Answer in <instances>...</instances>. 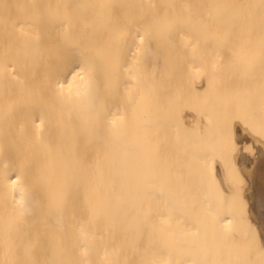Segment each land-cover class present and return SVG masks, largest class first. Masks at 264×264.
<instances>
[{"label":"bare ground","instance_id":"6f19581e","mask_svg":"<svg viewBox=\"0 0 264 264\" xmlns=\"http://www.w3.org/2000/svg\"><path fill=\"white\" fill-rule=\"evenodd\" d=\"M0 36V264H252L264 0H0Z\"/></svg>","mask_w":264,"mask_h":264},{"label":"rangeland","instance_id":"374dc122","mask_svg":"<svg viewBox=\"0 0 264 264\" xmlns=\"http://www.w3.org/2000/svg\"><path fill=\"white\" fill-rule=\"evenodd\" d=\"M238 0H231V2L234 4L235 2H237ZM240 1V0H239ZM233 28H230V31H231V34H232V31L234 30H232ZM0 38H1V36H0ZM2 40L0 39V42H1ZM0 44H2V43H0ZM0 47H1V45H0ZM228 56V59H226V60H229V58L231 57V56H233V55H227ZM226 56V57H227ZM230 56V57H229ZM233 59V57L232 58H230V60H232ZM237 61V60H236ZM239 61V60H238ZM235 63H237V65H238V62H235ZM230 73H238V71H231ZM0 80H1V76H0ZM0 85H1V82H0ZM3 101H4V98H3V92H2V85H1V91H0V117L2 116V113H3V106H2V103H3ZM2 106V107H1ZM7 123H8V121H6ZM3 124H4V121H0V153H2L3 152V147H5L4 146V144H3V134H4V127H3ZM247 141H250V140H247ZM249 144H251L250 146H248V144H247V146L248 147H251L252 148V150H251V148L250 149H248V151L247 150H245V153L242 155V149H241V147H239V144L237 145V147H238V151H237V149L234 151V153H233V156L232 157H227V155H223V157H225L226 158V161H228L229 163H231L233 160H236V161H242V156H243V159H244V161H245V165H244V167H242V165H240L239 166V168H241V170L244 172V175H243V180H242V178H238V176L237 175H235V177H236V181H234V180H231L230 181V184H229V188H230V191H232L233 192V194L235 193V191H234V186H235V184L236 185H238L239 187H240V189L237 191V193H238V195L236 196V198H235V200L237 199V202L238 203H236V206H235V204H233V208H235L236 209V211L240 214V211H243V217L241 218V219H239V221H238V226H240L241 227V229H243V231H244V236H243V234L241 235V236H243V240H241L240 238H239V240L236 242V243H234V245H233V243L231 244V243H228L234 250H233V252L236 250V249H238V248H243V245H245L246 247H247V249L249 250V252L248 253H250V255H254V257H256V258H254L253 257V259L254 260H251V262H252V264H264V231L259 227L260 226V224H261V221L259 220V217L255 214V212H254V210H255V203H254V201H255V199L253 200V194H254V191H253V188L255 187V185H257V184H260V185H263L264 186V150L262 151L261 149L260 150H258V146H261L262 144H257L258 142H256L255 140H251L250 142H248ZM246 145L244 146L245 148L247 147ZM252 146H255V148L254 147H252ZM247 147V148H248ZM244 148V149H245ZM254 148V149H253ZM243 149V150H244ZM225 161V162H226ZM226 164V163H225ZM235 171V170H234ZM227 172V171H226ZM231 172V171H230ZM232 173V172H231ZM234 173V172H233ZM233 175V174H232ZM230 176V175H229ZM232 177V176H231ZM231 179H233V177L231 178ZM241 184H243V187H244V198L243 199H241V201H239V195H240V193L242 192V185ZM235 195V194H234ZM237 224V223H236ZM235 224V225H236ZM224 230V229H223ZM225 230H226V228H225ZM224 230V231H225ZM212 231V232H211ZM211 231H210V233L209 234H212V238H214V241L216 242V241H218V239L219 238H217L218 236L220 237L221 235H219V233L222 231H220L218 228L216 229V226H214L213 227V229H211ZM219 231V232H218ZM239 231V230H238ZM228 232H230V231H228ZM228 232H225V233H227L226 235V237H225V239L227 240L228 239V241L227 242H229V240L232 238L231 237V235H229L228 234ZM208 233H207V235H209ZM217 234H218V236H217ZM222 235H224V234H222ZM225 236V235H224ZM240 236V235H239ZM239 236H237V239H238V237ZM240 236V237H241ZM210 237V236H209ZM229 237V238H228ZM200 238V237H199ZM221 238H223V236L222 237H220V239ZM235 239H236V237H235ZM234 239V240H235ZM224 240V239H223ZM222 240V241H223ZM234 240H233V242H234ZM220 241V240H219ZM218 241V242H219ZM225 241V240H224ZM218 242H216L217 244H216V250H219V251H215L214 250V255H217V256H214V255H212L211 257H217V262H218V258H221V259H223L222 257H224V252H226L225 251V249H223L222 247H221V245L220 244H222V242L220 241V243H218ZM231 242V241H230ZM244 242H246L245 244H243ZM213 244V243H212ZM219 244V245H218ZM227 244V243H226ZM214 246V245H213ZM219 246V247H218ZM223 246H224V243H223ZM244 246V249H246V247ZM201 247V246H200ZM217 247H218V249H217ZM226 246H224V248H225ZM236 249H235V248ZM238 247V248H237ZM220 248V249H219ZM222 248V249H221ZM228 248H229V246H228ZM201 249V248H200ZM243 249V250H244ZM224 252H223V251ZM247 250V251H248ZM229 251V250H228ZM237 252V251H236ZM242 252V251H241ZM244 252V251H243ZM219 253V254H218ZM226 253H228V252H226ZM238 253V252H237ZM244 255L245 254H247V253H243ZM200 255V254H199ZM219 255V256H218ZM237 255V254H236ZM239 255V254H238ZM241 255V254H240ZM249 255V254H248ZM248 255H246V258H247V256ZM232 256V255H231ZM234 256V255H233ZM228 257V256H227ZM239 257V256H238ZM241 257V256H240ZM249 258H250V256H248ZM260 257H263V259H260ZM225 259H226V257H224ZM234 258V257H233ZM237 258V257H236ZM213 259V258H212ZM211 259V260H212ZM216 259V258H215ZM221 259H219V260H221ZM231 259V258H230ZM230 259H228V260H230ZM241 259V258H240ZM243 259V258H242ZM214 260V259H213ZM212 260V264L215 262V261H213ZM228 260H226L227 262H228ZM235 260H237V259H235ZM248 260H250V259H248ZM225 261V262H226ZM231 261H234V260H231ZM206 262H208V260L206 261ZM223 262V261H222ZM225 262H223V263H225ZM226 262V263H227ZM237 262V261H236ZM242 262H245V261H242ZM210 263V262H209ZM221 263V262H220ZM223 263H221V264H223ZM225 263V264H226ZM229 263V262H228ZM233 263V262H232ZM239 263H240V260H239ZM207 264V263H206ZM217 264V263H216ZM244 264V263H243ZM248 264V263H247Z\"/></svg>","mask_w":264,"mask_h":264}]
</instances>
